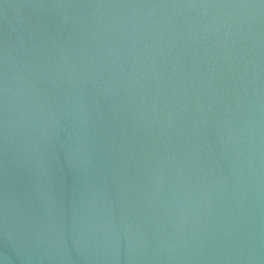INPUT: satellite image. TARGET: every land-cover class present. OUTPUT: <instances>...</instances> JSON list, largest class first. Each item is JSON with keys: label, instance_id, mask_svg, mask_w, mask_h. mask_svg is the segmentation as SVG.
<instances>
[{"label": "water", "instance_id": "water-1", "mask_svg": "<svg viewBox=\"0 0 264 264\" xmlns=\"http://www.w3.org/2000/svg\"><path fill=\"white\" fill-rule=\"evenodd\" d=\"M0 264H264V0H0Z\"/></svg>", "mask_w": 264, "mask_h": 264}]
</instances>
